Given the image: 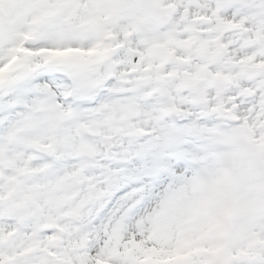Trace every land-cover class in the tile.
Segmentation results:
<instances>
[{"label": "snow or ice", "instance_id": "6c2138e0", "mask_svg": "<svg viewBox=\"0 0 264 264\" xmlns=\"http://www.w3.org/2000/svg\"><path fill=\"white\" fill-rule=\"evenodd\" d=\"M264 151V0H0V264H264V205L210 238L193 177Z\"/></svg>", "mask_w": 264, "mask_h": 264}, {"label": "rangeland", "instance_id": "374dc122", "mask_svg": "<svg viewBox=\"0 0 264 264\" xmlns=\"http://www.w3.org/2000/svg\"><path fill=\"white\" fill-rule=\"evenodd\" d=\"M193 190L213 230L207 238L220 241L245 206L264 205V151L239 135L221 139L194 174Z\"/></svg>", "mask_w": 264, "mask_h": 264}]
</instances>
